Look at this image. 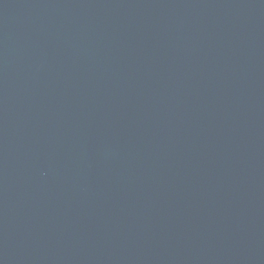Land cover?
<instances>
[{"label": "water", "instance_id": "1", "mask_svg": "<svg viewBox=\"0 0 264 264\" xmlns=\"http://www.w3.org/2000/svg\"><path fill=\"white\" fill-rule=\"evenodd\" d=\"M0 264H264V0H0Z\"/></svg>", "mask_w": 264, "mask_h": 264}]
</instances>
